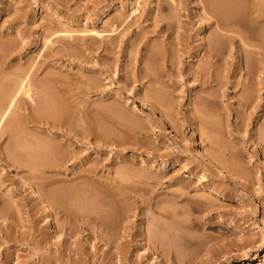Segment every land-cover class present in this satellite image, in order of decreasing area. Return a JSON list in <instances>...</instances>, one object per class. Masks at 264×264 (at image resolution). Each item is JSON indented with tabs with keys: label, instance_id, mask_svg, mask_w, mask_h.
<instances>
[{
	"label": "rangeland",
	"instance_id": "374dc122",
	"mask_svg": "<svg viewBox=\"0 0 264 264\" xmlns=\"http://www.w3.org/2000/svg\"><path fill=\"white\" fill-rule=\"evenodd\" d=\"M18 77L0 264H264V0H0Z\"/></svg>",
	"mask_w": 264,
	"mask_h": 264
},
{
	"label": "bare ground",
	"instance_id": "6f19581e",
	"mask_svg": "<svg viewBox=\"0 0 264 264\" xmlns=\"http://www.w3.org/2000/svg\"><path fill=\"white\" fill-rule=\"evenodd\" d=\"M228 1V0H227ZM210 2V1H209ZM224 3V2H223ZM221 4V3H220ZM227 4V3H226ZM227 7H230V6H227ZM215 9V8H214ZM228 9V8H227ZM111 10V8L109 7V6H107V7H105L104 9H103V11L104 12H109ZM229 10V9H228ZM235 10V9H234ZM223 11H224V9H223ZM230 11V10H229ZM228 11V12H229ZM239 11V10H238ZM103 15V14H102ZM222 16V15H221ZM228 17V16H227ZM232 24V23H231ZM202 32H204L203 31V29L201 30ZM200 34H201V32H200ZM40 42H42V41H40ZM40 42H37V45H36V47L37 48H39L38 46H40ZM214 45V44H213ZM42 46V45H41ZM35 47V46H34ZM35 47V48H36ZM41 48V47H40ZM208 48V47H207ZM214 48V47H213ZM209 54H210V52H209ZM213 55V54H212ZM214 57V56H213ZM25 77V76H24ZM24 77L23 78H21V77H18L19 78V81L17 82H13V86L14 87H11L12 89H10V90H12L11 92H10V90H8V91H6L5 93H4V96L5 97H2V98H0V100L1 99H3V100H1L0 101V129L1 128H3V124L5 123V121L7 122V120H8V118L10 117V114H11V112L12 111H14L13 113H19V111L20 110H23L24 108L22 107L23 106V104H22V106L20 105L22 102H20L21 100H23V99H19V97H20V95H22L23 96V94L24 95H26V98H29L30 99V101H32V102H34L33 100V95H35V94H30V91L32 90V88L30 89V87H31V85L29 84L30 82H29V80L30 79H28V81L26 80V79H24ZM22 79V80H21ZM26 80V81H25ZM29 82V83H28ZM14 83H16V84H14ZM27 84H29V85H27ZM11 85V86H12ZM7 86V85H6ZM9 86H10V84H9ZM14 88V89H13ZM3 91V90H2ZM32 92V91H31ZM3 95V94H2ZM1 95V96H2ZM0 96V97H1ZM45 98V97H44ZM24 101H26V100H24ZM42 102H43V100H42ZM47 102V101H46ZM51 102V101H50ZM35 103V102H34ZM19 105L20 107H17V108H21V109H16V105ZM26 104H30V103H27L26 102ZM32 104V103H31ZM41 104V103H40ZM42 104H44V103H42ZM46 104V103H45ZM17 105V106H18ZM25 105V104H24ZM35 105V104H34ZM34 107V106H33ZM40 107V106H39ZM14 108H15V110H14ZM23 108V109H22ZM18 111V112H17ZM42 111V110H41ZM46 111V110H45ZM22 115V114H21ZM20 115V116H21ZM35 115V114H34ZM13 116V115H12ZM15 117V116H14ZM36 117V116H35ZM20 119V118H19ZM17 119H16V117H15V120L14 121H16ZM23 120V119H22ZM13 121V123H15V124H12L11 123V125H9L10 123L8 122V124L7 125H9V127L11 126V127H13V125H19L18 123H16V122H14ZM12 122V121H11ZM10 127V128H11ZM14 128V127H13ZM12 128V129H13ZM17 129V128H16ZM210 132V131H209ZM212 135V134H211ZM16 136V135H15ZM211 137V136H210ZM214 138V137H213ZM213 138H211V139H213ZM214 140V139H213ZM26 141V140H25ZM212 141V140H211ZM213 142V141H212ZM215 143V142H214ZM200 144V143H199ZM45 145V144H44ZM23 146V145H22ZM27 146V145H26ZM215 147H216V145H214ZM36 147V146H35ZM15 148V147H14ZM33 148V147H32ZM41 148V147H40ZM44 148V150H42L41 149V152L42 153H48V151H46V152H44L45 150H47V146H46V149H45V146L43 147ZM29 149H31V148H29ZM39 149V148H38ZM49 149V148H48ZM216 148H214V150H215ZM32 150V149H31ZM217 152H218V150H216ZM215 151V152H216ZM25 152V151H24ZM32 153V152H31ZM18 154H21V153H18ZM36 154V153H35ZM52 154V153H51ZM44 155V154H43ZM48 156H49V154H47ZM20 156H22V155H20ZM47 156V157H48ZM18 157V156H17ZM51 157V156H50ZM13 159V158H12ZM23 159H25V158H23ZM9 160V159H8ZM21 160H18V163L20 162ZM24 161V160H23ZM23 161H21L19 164H18V166H21V168H22V166L23 165H21V163L22 164H24V162ZM12 162V161H11ZM32 162H34V161H32ZM8 163V162H7ZM13 163V162H12ZM15 163V162H14ZM13 163V164H14ZM16 163H17V161H16ZM27 163L30 165L31 163H30V160H29V162L27 161ZM26 162H25V166H26V164H27ZM42 162H41V160H40V162L38 163V164H40V165H42L41 164ZM25 166H23V167H25ZM35 167V168H38V166L36 165V161H35V163H33L32 164V167ZM33 170V169H32ZM35 193H37V192H35ZM41 196V195H40ZM45 201V200H44ZM61 205V204H60ZM254 258H256V257H249V255H246L245 257H243V259H246V260H252V259H254Z\"/></svg>",
	"mask_w": 264,
	"mask_h": 264
}]
</instances>
